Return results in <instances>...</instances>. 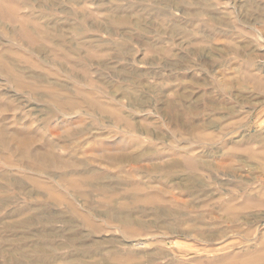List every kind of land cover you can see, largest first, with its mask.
I'll list each match as a JSON object with an SVG mask.
<instances>
[{
  "label": "rangeland",
  "instance_id": "obj_1",
  "mask_svg": "<svg viewBox=\"0 0 264 264\" xmlns=\"http://www.w3.org/2000/svg\"><path fill=\"white\" fill-rule=\"evenodd\" d=\"M166 1L0 0V264H68L78 243L94 242L79 259L264 264V0H182L177 10ZM141 149L168 155L159 170L100 161ZM41 153L58 161L42 164ZM178 153L198 174L165 165ZM96 182L113 191H91ZM136 182L165 188L153 199L170 209L137 201L131 218L142 225L122 228L102 202L130 203L119 195Z\"/></svg>",
  "mask_w": 264,
  "mask_h": 264
},
{
  "label": "bare ground",
  "instance_id": "obj_2",
  "mask_svg": "<svg viewBox=\"0 0 264 264\" xmlns=\"http://www.w3.org/2000/svg\"><path fill=\"white\" fill-rule=\"evenodd\" d=\"M167 4H169L170 6V9H178V6L182 3V0H167L166 1ZM191 19V18H190ZM115 20V19H114ZM117 21H121L120 19H117ZM124 22V20L122 21ZM45 27V26H44ZM47 27V26H46ZM35 32V31H34ZM23 37V36H22ZM120 47V46H119ZM121 48V47H120ZM165 52V51H164ZM165 53H168V52H165ZM165 55V54H164ZM101 66H103L102 68L106 67L107 64L106 63H102L100 64ZM117 71H120V70H117ZM113 75H116L118 73L116 72H112ZM142 75L141 73H136V75ZM15 78V81L16 83L19 85V86H27L29 88H31L32 90H36V85L34 83H26V81H24L23 79H21L20 77L18 76H14ZM91 83H92V80H89ZM223 81H221L220 85H225V83H222ZM111 82L110 81H105V84L106 85H109ZM226 86V85H225ZM18 87V86H17ZM50 93V94H48ZM48 93L46 94H42L44 96H46L50 101L54 102L56 105L58 106H62V107H71L74 105V101L72 99H70L69 97H62V96H58L57 92L55 91H49ZM162 93V92H161ZM122 94L126 97H129V94L124 90L122 92ZM75 97V96H74ZM46 98V99H47ZM77 99V98H76ZM82 99H86L84 96H82ZM95 103V101H89V104H90V107L93 106ZM107 103V102H106ZM74 107V106H73ZM95 107V106H94ZM67 109V108H66ZM102 110V109H101ZM103 111V110H102ZM105 112V111H104ZM115 115L119 116V114L117 113L116 110H113V112ZM121 117V116H119ZM123 126L126 130H130V129H133L132 127V124L131 122L125 120L124 123H123ZM207 127V126H206ZM208 128V127H207ZM134 130V129H133ZM2 135V131L0 129V136ZM30 137H26V136H23L22 139H20V143L24 146H27L30 144ZM130 143H132L133 145L135 146H138L139 142L137 141H131ZM127 144V142L125 143ZM137 144V145H136ZM128 147H131L130 145ZM99 148H100V151H102V153L105 151V150H109L110 147H108L105 143H102L101 145H99ZM115 148V147H114ZM119 148H122L123 147H119ZM125 148V147H124ZM132 148V147H131ZM134 148V147H133ZM117 149V148H116ZM72 150V149H71ZM136 153V152H135ZM134 155H130L128 156L127 154H121V155H118V156H103L102 158H100V161H105V162H111V161H114L115 159H117V161L119 163H121L120 165V170H122V165H126L127 163H130V162H133V163H137L141 160H153L152 162H154V168L155 169H158L161 167L159 163H156L157 161H160L162 159L165 158L166 155H168L167 153H163L162 151L160 150H148V149H141L139 151H137V153ZM264 154V153H263ZM56 155V154H55ZM178 159H174L172 160L171 162H166V166L170 169L171 165H187V167H190L189 169L191 170V172L195 175L198 174V170H194L193 172V169H196L198 168L199 166L197 165L196 163V159L193 158V156H187L185 153H178ZM51 155L49 153H41L38 155L39 157V161L42 163V164H45L47 161H51L52 162V159L50 157ZM68 156V155H67ZM173 158V157H172ZM62 159V158H61ZM171 159V158H170ZM169 159V160H170ZM70 160V159H69ZM56 161H58V159L55 158V160L51 163H55ZM72 161V160H71ZM62 162V161H61ZM63 163V162H62ZM66 164V163H64ZM202 164L204 165H209L207 162L205 161H202ZM91 167V166H89ZM68 168V167H67ZM71 169V168H70ZM73 169V168H72ZM83 169V168H82ZM93 170V168H92ZM92 170H89V172L91 173L90 175H93L94 174H97L95 171H92ZM55 172V171H54ZM71 172V171H70ZM84 172V171H83ZM88 172V173H89ZM98 172V171H97ZM102 172V171H101ZM60 173V172H59ZM73 173V172H72ZM85 173V172H84ZM75 174V173H74ZM55 175V174H54ZM76 175V174H75ZM58 176V175H57ZM77 176V175H76ZM105 177L104 174H100V175H93L92 177L93 178H100V177ZM111 178V177H110ZM161 180V175H157V176H150L149 177V181L152 182V183H155V182H160L159 180ZM192 178V177H191ZM7 179V178H6ZM70 179V178H69ZM83 179V180H82ZM82 179H77L78 181L84 183V184H87L88 182H86L84 180V178ZM109 179V178H108ZM107 179V180H108ZM157 179V180H156ZM163 179V178H162ZM59 180V179H58ZM62 180V179H61ZM122 180V179H121ZM70 182L68 183V185L72 188V190H75V191H78V193L80 195H83L85 197V195H88V191L84 188H81L79 187L77 184H76V181L73 180V179H70L69 180ZM72 181V182H71ZM62 182V181H60ZM65 183H67L68 181H64ZM64 186V185H63ZM89 186L91 188V191L92 190H103L104 188L107 189V191L105 190V192L107 193H110L111 191H113V188H111L108 184L107 185H101L100 183L96 182L95 184L92 183V185H90L89 183ZM107 186V187H106ZM152 188L154 189H157L155 186H151ZM114 191H117L114 187ZM145 191V187H144V190H143V187H142V183L139 182V183H135V187L132 189V194L130 195H119V198H126V196H129L128 199H132V201H130V203H118L116 202L115 200L107 197L106 200H104L102 203L106 206V213H105V217L107 216H110L112 218V220L118 222V225H120L122 228H127V227H131V226H135V227H138L140 225H142V223L138 220H134V218H131V215L132 213H134V211L136 212V208L138 209L139 207L137 205H135L137 203V201H145L149 204H153L156 209L158 210H163V211H166V209H170L169 207V204L167 203L166 200H162V201H159V200H154L153 199V195H156L157 193H164V192H167L165 188H158L157 190H151L149 192H144ZM77 193V192H76ZM115 193V192H114ZM130 193V192H129ZM91 195V194H90ZM89 195V196H90ZM116 196V195H115ZM118 197V196H117ZM127 199V200H128ZM192 205V204H191ZM83 206V205H82ZM180 207H184L183 205H180ZM191 207V206H190ZM193 207V206H192ZM191 207V208H192ZM92 210V209H91ZM87 211V210H86ZM90 211V210H89ZM170 211V210H169ZM139 213L142 214L141 211L138 210ZM160 212V211H159ZM90 213V212H89ZM100 213V212H99ZM49 214V213H48ZM54 214V213H53ZM163 214V213H162ZM53 216V215H52ZM101 216V215H100ZM54 219V218H53ZM105 219V218H104ZM42 222V221H41ZM52 222V221H51ZM45 223V222H44ZM47 223V222H46ZM54 223V222H53ZM89 225V224H88ZM90 226V225H89ZM94 228V223L91 225V229ZM94 230V229H93ZM96 230V229H95ZM39 234V233H38ZM41 234V233H40ZM72 234H70V238H72ZM44 237V236H43ZM69 239V238H68ZM38 241V240H37ZM132 241V240H131ZM34 242V241H33ZM36 242V241H35ZM92 242V241H91ZM27 244V243H26ZM40 244V243H39ZM38 245V244H36ZM33 247V246H32ZM100 247V244L99 243H93V245L91 243L89 244H85V243H78V245L75 248L74 250V255L72 256L73 258L68 261L67 263L68 264H95L97 263L96 261H91V262H87V261H83L81 259H79V256L78 255H81L82 253H85L87 255H91L93 253V251H96L98 248ZM41 248V247H40ZM46 249V248H45ZM49 252V251H48ZM19 254V253H18ZM45 254V253H44ZM46 255V254H45ZM77 255V257L75 256ZM33 255L29 256H24L26 258V260H32ZM39 256V255H38ZM85 256V255H84ZM91 257V256H90ZM8 258V257H7ZM38 260V258H37ZM100 262V261H99ZM28 264V263H27Z\"/></svg>",
  "mask_w": 264,
  "mask_h": 264
}]
</instances>
